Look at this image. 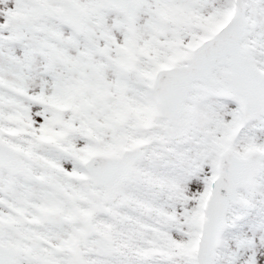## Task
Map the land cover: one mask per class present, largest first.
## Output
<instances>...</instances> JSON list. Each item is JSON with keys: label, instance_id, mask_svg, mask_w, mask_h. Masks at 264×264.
Segmentation results:
<instances>
[{"label": "snow or ice", "instance_id": "6c2138e0", "mask_svg": "<svg viewBox=\"0 0 264 264\" xmlns=\"http://www.w3.org/2000/svg\"><path fill=\"white\" fill-rule=\"evenodd\" d=\"M0 264H264V0H0Z\"/></svg>", "mask_w": 264, "mask_h": 264}]
</instances>
